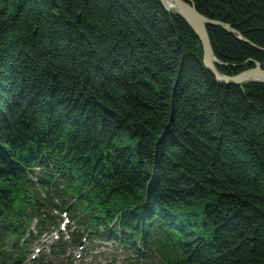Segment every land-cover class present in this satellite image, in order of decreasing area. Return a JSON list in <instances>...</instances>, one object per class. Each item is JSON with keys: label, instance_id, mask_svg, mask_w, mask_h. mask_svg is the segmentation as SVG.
Listing matches in <instances>:
<instances>
[{"label": "trees", "instance_id": "trees-1", "mask_svg": "<svg viewBox=\"0 0 264 264\" xmlns=\"http://www.w3.org/2000/svg\"><path fill=\"white\" fill-rule=\"evenodd\" d=\"M189 1L247 40L207 26L219 73L264 64V0ZM202 60L157 0H0V264H72L29 261L64 213L126 264H264V84Z\"/></svg>", "mask_w": 264, "mask_h": 264}, {"label": "water", "instance_id": "water-1", "mask_svg": "<svg viewBox=\"0 0 264 264\" xmlns=\"http://www.w3.org/2000/svg\"><path fill=\"white\" fill-rule=\"evenodd\" d=\"M167 12H174L182 18L194 31L203 49L202 63L206 71L221 86L241 87L245 84L260 83L264 84V64L255 62L252 69L246 70L236 76H225L218 72L217 65H222L215 57L207 26H218L229 32L232 36H236L239 40L247 42L246 39L239 36L235 30L228 25L217 21L209 20L202 16L195 8L194 4L189 0H157ZM170 3L173 8L166 5ZM254 46V45H253Z\"/></svg>", "mask_w": 264, "mask_h": 264}, {"label": "rangeland", "instance_id": "rangeland-1", "mask_svg": "<svg viewBox=\"0 0 264 264\" xmlns=\"http://www.w3.org/2000/svg\"><path fill=\"white\" fill-rule=\"evenodd\" d=\"M65 227L64 232L61 227ZM74 223H72L71 219L66 217V215H62V219L60 221L59 230L52 232L50 235L44 234L40 239L35 242L34 247H32L31 255L29 257V261L36 260L40 258L42 255L49 256V259L53 260L55 263L66 261L71 262L72 264H111L112 257L115 255L119 262L117 264H126L127 259L124 252L121 248H117L113 242H106L100 240H91V241H82L78 246H72L70 239L68 238L70 235L69 227H73ZM62 231V232H60ZM60 235L65 236V241L68 242L67 253L61 255L60 257H54L51 254V247L55 242L56 238ZM105 253L108 258L101 257L99 260L95 261V254L97 253ZM126 259V260H125ZM96 262V263H95Z\"/></svg>", "mask_w": 264, "mask_h": 264}, {"label": "bare ground", "instance_id": "bare-ground-1", "mask_svg": "<svg viewBox=\"0 0 264 264\" xmlns=\"http://www.w3.org/2000/svg\"><path fill=\"white\" fill-rule=\"evenodd\" d=\"M166 5H168L170 8H173V6L168 2H166Z\"/></svg>", "mask_w": 264, "mask_h": 264}]
</instances>
